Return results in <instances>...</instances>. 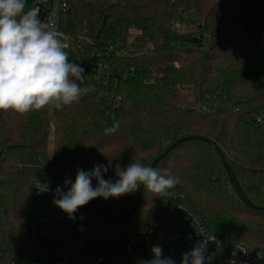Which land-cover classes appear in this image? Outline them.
<instances>
[{"label": "trees", "instance_id": "trees-1", "mask_svg": "<svg viewBox=\"0 0 264 264\" xmlns=\"http://www.w3.org/2000/svg\"><path fill=\"white\" fill-rule=\"evenodd\" d=\"M181 13L195 16L193 31L179 30ZM252 24L264 35V0H60L69 60L95 90L62 111L0 110V264L27 255L28 222L45 213L33 183L67 191L77 168L97 163L110 165L103 178L115 182L119 168L135 159L150 165L182 138L215 142L248 199L264 208V130L254 121L264 111V51L243 36ZM114 123L119 130L105 135ZM156 168L180 178L170 195L144 189L124 222L139 189L95 198L66 222L72 240L88 243L87 258L120 257L123 242L165 221L176 201L203 217L217 264L236 243L264 255V209L241 202L210 145L184 142Z\"/></svg>", "mask_w": 264, "mask_h": 264}, {"label": "clouds", "instance_id": "clouds-1", "mask_svg": "<svg viewBox=\"0 0 264 264\" xmlns=\"http://www.w3.org/2000/svg\"><path fill=\"white\" fill-rule=\"evenodd\" d=\"M25 8L26 0H0V110L20 115L47 108L62 111L78 103L95 87L86 83L84 68L69 60L62 42L63 33L40 19L39 8L27 11ZM118 130L119 124L114 123L104 132L112 135ZM109 167L97 163L88 171L77 168L74 182L67 179L64 182L70 188L64 191L58 186L52 203L74 220L78 209L95 198H118L136 192L141 185L155 196L163 197L170 195V189L180 183L178 176L162 175L141 159L116 170L115 182L103 178ZM37 188L41 193L49 191L47 184ZM206 252L207 241H198L182 254L180 264H207ZM151 253V259L139 264H175L171 257L163 255L159 245L153 246Z\"/></svg>", "mask_w": 264, "mask_h": 264}, {"label": "built area", "instance_id": "built-area-1", "mask_svg": "<svg viewBox=\"0 0 264 264\" xmlns=\"http://www.w3.org/2000/svg\"><path fill=\"white\" fill-rule=\"evenodd\" d=\"M31 1L34 8H39L40 19L50 23L53 28L51 10L47 7L49 0ZM55 30L59 31L58 16ZM65 38L69 37L63 33L62 40ZM260 42L261 46H264V35ZM64 47L69 49L71 46L64 44ZM99 69L103 70L106 67L99 66ZM254 121L264 130V111L256 116ZM37 186L44 185L37 182L32 184V190L37 194L46 198L48 195L54 196L56 188L49 186V191L41 193ZM173 206L165 221L127 238L123 242L120 257L113 252H102L87 258L85 251L88 243L83 239L72 240L68 234L66 227L68 215L59 208V215L52 214L51 208L45 203V213L32 217L28 222L27 255L9 264H139L142 260L152 258L151 248L155 245L163 249L165 257H171L175 264H180L182 254L190 251L198 241L204 239L207 241V264H217L216 240L208 231L203 217L182 201H176ZM63 228L66 230L65 233ZM225 264H264V255L250 246L236 243L229 250Z\"/></svg>", "mask_w": 264, "mask_h": 264}, {"label": "rangeland", "instance_id": "rangeland-1", "mask_svg": "<svg viewBox=\"0 0 264 264\" xmlns=\"http://www.w3.org/2000/svg\"><path fill=\"white\" fill-rule=\"evenodd\" d=\"M60 6V0H49L47 3V7L50 8V18L52 19V23L54 25V29H56L57 25V16ZM34 8V5L31 0H26V8L25 11ZM176 25L179 30L182 32H190L193 31L197 26L196 18L193 14L181 13L175 20ZM244 38L253 46L255 52L264 51V46H261L260 39L262 37L261 32L255 25H250L243 29ZM64 44L71 46L72 42L69 38H65L62 40ZM67 50V49H65ZM52 141V135L50 136V142ZM53 197L48 195L46 198V204L51 208L52 214L59 215V209L52 203ZM64 233L66 232L65 228H63Z\"/></svg>", "mask_w": 264, "mask_h": 264}, {"label": "water", "instance_id": "water-1", "mask_svg": "<svg viewBox=\"0 0 264 264\" xmlns=\"http://www.w3.org/2000/svg\"><path fill=\"white\" fill-rule=\"evenodd\" d=\"M193 140H200L208 145H210L214 151L217 153L218 157L220 158L225 171L228 175L229 181L234 189L235 194L238 196V198L241 200V202L252 209H264V208H258L256 207L246 196V194L244 193V191L242 190L240 183L238 182V180L236 179L231 167L229 166L228 162L226 161L224 155L222 154V152L218 149V146L216 145L215 142L207 140L205 138L202 137H196V136H192V137H187V138H182L179 139L175 142H173L171 145H169L158 157H156L151 163L150 165L153 167H156L157 164L164 158L166 157V155H168L172 150H174L176 147H178L180 144L187 142V141H193ZM144 191V187L143 185L140 186L139 190H138V195H137V199L136 202L134 204V206L132 207V209L129 211V213L127 214V216L121 221L124 222L126 220H128L133 213L135 212V210L137 209V207L139 206L140 200H141V196L143 194ZM101 212L103 213V207L101 209Z\"/></svg>", "mask_w": 264, "mask_h": 264}]
</instances>
